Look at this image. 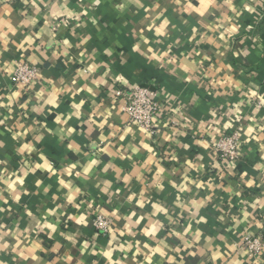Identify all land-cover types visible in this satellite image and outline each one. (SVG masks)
<instances>
[{"label": "crops", "instance_id": "obj_1", "mask_svg": "<svg viewBox=\"0 0 264 264\" xmlns=\"http://www.w3.org/2000/svg\"><path fill=\"white\" fill-rule=\"evenodd\" d=\"M136 84L154 134L114 94ZM259 236L264 0H0V264H264Z\"/></svg>", "mask_w": 264, "mask_h": 264}, {"label": "built area", "instance_id": "obj_2", "mask_svg": "<svg viewBox=\"0 0 264 264\" xmlns=\"http://www.w3.org/2000/svg\"><path fill=\"white\" fill-rule=\"evenodd\" d=\"M39 71L38 65L20 61L13 72L12 82L18 86H28L36 79ZM114 94L125 98L126 103L123 111L130 124H136L151 134L156 132V122L165 113L166 108L157 91L136 84L116 89ZM240 146L238 130L225 134L216 144L221 157L231 162H236L239 159ZM110 223V219L101 214L96 215L94 219L96 228L104 233L109 232ZM241 245L252 255L258 256L264 248V237H246Z\"/></svg>", "mask_w": 264, "mask_h": 264}]
</instances>
